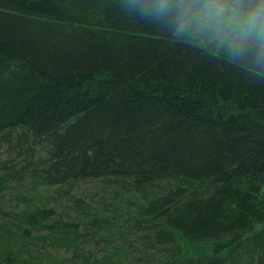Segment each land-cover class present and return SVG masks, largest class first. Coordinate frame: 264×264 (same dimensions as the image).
I'll list each match as a JSON object with an SVG mask.
<instances>
[{
  "label": "trees",
  "instance_id": "16d2710c",
  "mask_svg": "<svg viewBox=\"0 0 264 264\" xmlns=\"http://www.w3.org/2000/svg\"><path fill=\"white\" fill-rule=\"evenodd\" d=\"M264 0H0V264H264Z\"/></svg>",
  "mask_w": 264,
  "mask_h": 264
},
{
  "label": "rangeland",
  "instance_id": "374dc122",
  "mask_svg": "<svg viewBox=\"0 0 264 264\" xmlns=\"http://www.w3.org/2000/svg\"><path fill=\"white\" fill-rule=\"evenodd\" d=\"M234 24L237 26V30H248L250 32L260 34L263 37L264 34V15L258 12L252 11H240L236 17H234Z\"/></svg>",
  "mask_w": 264,
  "mask_h": 264
}]
</instances>
